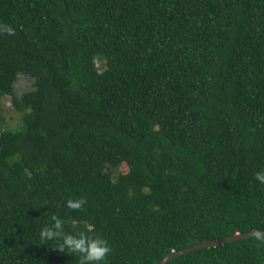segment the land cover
Wrapping results in <instances>:
<instances>
[{
  "label": "trees",
  "instance_id": "trees-1",
  "mask_svg": "<svg viewBox=\"0 0 264 264\" xmlns=\"http://www.w3.org/2000/svg\"><path fill=\"white\" fill-rule=\"evenodd\" d=\"M0 24V264H80L37 242L52 214L102 264L264 231V0H0ZM167 264H264V239Z\"/></svg>",
  "mask_w": 264,
  "mask_h": 264
},
{
  "label": "clouds",
  "instance_id": "clouds-1",
  "mask_svg": "<svg viewBox=\"0 0 264 264\" xmlns=\"http://www.w3.org/2000/svg\"><path fill=\"white\" fill-rule=\"evenodd\" d=\"M6 32L14 35L15 29L9 25L0 24V33ZM255 178L260 184H264V169L255 173ZM85 204L83 199H68L66 208L71 210L82 209ZM66 220L52 214L46 223L40 225L37 232V242L47 243L52 246V250L58 253H78L80 264H102L107 259L111 248L108 242L99 236L89 235L93 231L91 224L80 226L78 221L72 220V231L65 230ZM259 239H264V234L258 235Z\"/></svg>",
  "mask_w": 264,
  "mask_h": 264
},
{
  "label": "water",
  "instance_id": "water-1",
  "mask_svg": "<svg viewBox=\"0 0 264 264\" xmlns=\"http://www.w3.org/2000/svg\"><path fill=\"white\" fill-rule=\"evenodd\" d=\"M259 234H264V231H262V232H251L247 235H242V236L236 235L232 238L223 239V240H219V241L205 242L203 244H199V245H196V246H193V247H190V248L178 251V252H173L172 254H170L169 256L164 258L159 264H167L172 259L177 258L181 255H185L187 253L193 252V251H197V250L204 249V248H214V247L223 246V245L230 243V242H235L238 240L257 237Z\"/></svg>",
  "mask_w": 264,
  "mask_h": 264
},
{
  "label": "rangeland",
  "instance_id": "rangeland-1",
  "mask_svg": "<svg viewBox=\"0 0 264 264\" xmlns=\"http://www.w3.org/2000/svg\"><path fill=\"white\" fill-rule=\"evenodd\" d=\"M97 65L99 67H102V64L100 62H98ZM24 77H26V76H24V75L20 76V80L17 82L16 93L18 95H22L24 92L28 91L32 87V82L30 81V79H26ZM4 106L7 110V113L10 116V118H11V116H14L16 118L15 121H9L10 124H12L11 126L12 127L18 126L20 115L14 113V111L12 110L10 98L5 99V105Z\"/></svg>",
  "mask_w": 264,
  "mask_h": 264
}]
</instances>
